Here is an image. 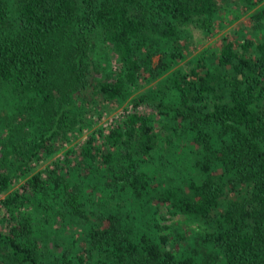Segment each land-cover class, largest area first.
Wrapping results in <instances>:
<instances>
[{"label":"trees","instance_id":"1","mask_svg":"<svg viewBox=\"0 0 264 264\" xmlns=\"http://www.w3.org/2000/svg\"><path fill=\"white\" fill-rule=\"evenodd\" d=\"M259 1L0 0V195L98 102L177 66L224 6ZM249 18L264 26V5ZM170 75L74 166L0 199V264H264V40L236 31ZM162 208L181 220L161 226Z\"/></svg>","mask_w":264,"mask_h":264},{"label":"rangeland","instance_id":"2","mask_svg":"<svg viewBox=\"0 0 264 264\" xmlns=\"http://www.w3.org/2000/svg\"><path fill=\"white\" fill-rule=\"evenodd\" d=\"M264 5V0L259 1L256 7L246 10L244 7L239 5H226L224 6V13H223V21L221 25H218L214 33L210 36H203L199 33H195V36L193 37V44L190 46V50H186L185 58L173 69L166 72L164 75L159 77L156 80H152L150 82H145L143 86L140 89H132V92L130 96L125 99L124 101H104V102H98L97 104V110L99 112V115L95 116L96 121L88 128H85L82 133L79 132H69V138L63 139V140H57L54 144V152L50 156H44L40 155L39 159L35 160L33 163H36V165L31 164V171L26 177H18L13 180V183L9 187V189L0 195V199L5 197L6 194L18 190L22 191L21 185L24 183L26 179H28V176L37 172L42 171L43 175L46 174V170L50 169L51 166H54L56 161H62L65 162L66 159H70V165L74 166L76 160H80L79 158V152L81 151V147L88 138V136L91 133H95V145L102 144L103 142V135H107L108 131H104L103 124H108L113 122H117V120H120L125 114H127V110H129V105L132 103V99L136 96H138L141 93H148L153 94L152 90H155L156 88L163 87L165 81L169 84L170 80V74L171 72L178 68L181 65H184L186 61H191L195 59L198 54H200L202 51L207 50L210 45H216L219 46L221 44L222 38L224 36H230L236 31L241 33H246V35L252 36L254 39L264 40V26L259 28H252L251 27V21H250V14L256 10L257 8ZM166 91H168L165 88ZM12 107L7 106L5 109L0 110V123H5L8 119L7 113H9ZM133 109V104H132ZM130 109V110H132ZM137 109L139 111L143 110L142 106H138ZM112 120V121H111ZM110 125L108 126V128ZM102 129V133H97V129ZM68 136V135H67ZM63 142H66L67 145L64 146ZM73 151L74 153L70 152ZM66 169V168H65ZM64 169V170H65ZM0 216L3 214H8L4 212L2 208H0ZM160 225L161 226H170L174 224L176 221L181 220V217L176 216H170L169 213L165 211V209L162 208L160 213L157 216ZM9 220L0 221V231L5 232L7 230L8 225L10 224L8 222ZM183 229L185 227H195L196 224L193 223H185L181 222L180 225ZM168 231V228L165 230H162V232Z\"/></svg>","mask_w":264,"mask_h":264},{"label":"built area","instance_id":"3","mask_svg":"<svg viewBox=\"0 0 264 264\" xmlns=\"http://www.w3.org/2000/svg\"><path fill=\"white\" fill-rule=\"evenodd\" d=\"M129 110H127V113L128 112H130L131 110L130 109H132V104L131 105H129ZM112 121V120H111ZM118 121V120H117ZM116 124V122L115 123H113V122H111V123H109V125H110V127L108 128V124L106 123V124H103V128H104V131L106 132V131H109L111 128H113V126ZM63 145L64 146H66L67 145V143L66 142H63ZM32 165H36V163H32ZM53 166H51V168H52ZM0 214H1V212H0ZM6 215V217H8V214H5Z\"/></svg>","mask_w":264,"mask_h":264}]
</instances>
